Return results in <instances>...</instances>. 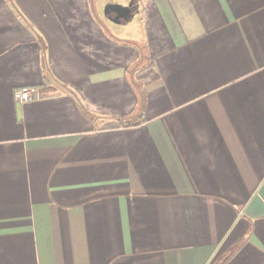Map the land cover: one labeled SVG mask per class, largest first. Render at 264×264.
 Masks as SVG:
<instances>
[{
    "label": "crops",
    "instance_id": "crops-1",
    "mask_svg": "<svg viewBox=\"0 0 264 264\" xmlns=\"http://www.w3.org/2000/svg\"><path fill=\"white\" fill-rule=\"evenodd\" d=\"M0 264H264V0H0Z\"/></svg>",
    "mask_w": 264,
    "mask_h": 264
},
{
    "label": "trees",
    "instance_id": "trees-1",
    "mask_svg": "<svg viewBox=\"0 0 264 264\" xmlns=\"http://www.w3.org/2000/svg\"><path fill=\"white\" fill-rule=\"evenodd\" d=\"M110 7L111 6H108L107 9H109ZM114 7H115V9L117 8V11L118 12L121 11L123 13L121 15L122 17L129 18L130 16H132L133 10L131 8H134V5H131V7H127V8L126 7H119V6H114ZM139 51L141 52L140 57H139V60L131 67V70H133V71L135 69H137L143 63V54H142L141 48H139ZM135 87H136V90L138 91V94H139L138 103H137V111L140 112V111H142L143 106H144V95H143V91L141 90V88L139 87L138 84H135ZM81 108L83 109L84 113L87 116H89L91 118L94 117V115L92 113H90L88 110H86L83 106ZM122 124L123 125H130V124H132V122L123 119Z\"/></svg>",
    "mask_w": 264,
    "mask_h": 264
},
{
    "label": "built area",
    "instance_id": "built-area-1",
    "mask_svg": "<svg viewBox=\"0 0 264 264\" xmlns=\"http://www.w3.org/2000/svg\"><path fill=\"white\" fill-rule=\"evenodd\" d=\"M37 96L38 93L35 87H20L13 91V98L21 103L31 101Z\"/></svg>",
    "mask_w": 264,
    "mask_h": 264
},
{
    "label": "rangeland",
    "instance_id": "rangeland-1",
    "mask_svg": "<svg viewBox=\"0 0 264 264\" xmlns=\"http://www.w3.org/2000/svg\"><path fill=\"white\" fill-rule=\"evenodd\" d=\"M131 5H134V8H131L132 10H133V12L137 9V4L135 3V2H133ZM131 5L130 6H127V7H131ZM109 6H111L109 9H107L106 8V13H105V17L108 19V20H110V21H113V20H115V17H114V15L111 13V11L112 12H116V9H115V7L114 6H112V5H109ZM113 7V8H112ZM119 7H121V6H119ZM126 7V8H127ZM129 9V8H128ZM115 10V11H114ZM127 10V9H126ZM128 11V10H127ZM129 12V11H128ZM101 15V14H100ZM126 19V18H125ZM122 20H124V18L122 19V18H119V20L118 21H122Z\"/></svg>",
    "mask_w": 264,
    "mask_h": 264
},
{
    "label": "flooded vegetation",
    "instance_id": "flooded-vegetation-1",
    "mask_svg": "<svg viewBox=\"0 0 264 264\" xmlns=\"http://www.w3.org/2000/svg\"><path fill=\"white\" fill-rule=\"evenodd\" d=\"M116 12H118V11H116ZM118 13H119L120 15H122V14H123L121 11H119Z\"/></svg>",
    "mask_w": 264,
    "mask_h": 264
}]
</instances>
